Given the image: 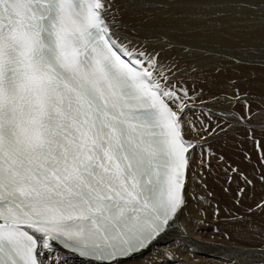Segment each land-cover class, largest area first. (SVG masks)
<instances>
[{"label": "snow or ice", "instance_id": "1", "mask_svg": "<svg viewBox=\"0 0 264 264\" xmlns=\"http://www.w3.org/2000/svg\"><path fill=\"white\" fill-rule=\"evenodd\" d=\"M122 30L117 0H0V264H66L61 249L81 264H178L158 249L188 235L185 217L203 223L194 184L222 172L237 207L264 185V99L235 82L209 96L185 80L198 69ZM240 131L250 174L224 151ZM249 255L264 264V247Z\"/></svg>", "mask_w": 264, "mask_h": 264}, {"label": "bare ground", "instance_id": "2", "mask_svg": "<svg viewBox=\"0 0 264 264\" xmlns=\"http://www.w3.org/2000/svg\"><path fill=\"white\" fill-rule=\"evenodd\" d=\"M259 4L260 0H117L127 27L123 34L162 49V57L169 63L175 60L181 69H198L191 78L185 77L189 85L203 88L209 96L231 95L235 82L242 94L248 93L255 100L264 99V8ZM252 107L259 105L254 101ZM237 135L246 137L243 131L230 135L224 151L250 174L251 166L242 163ZM256 136L262 138V133L257 131ZM223 144L224 140H219L213 147L220 149ZM242 148L256 158L249 140L243 139ZM214 172L206 176L207 188L197 183L193 185L195 192L190 193L207 201L189 200L191 217L203 223L185 217L188 235H177L158 250L174 251L178 264H231L232 260L259 264L260 257L249 253L264 247V215L253 212L249 216L246 209L264 198V185L257 181L243 198V206L237 207L233 202L235 184L231 194L226 193L223 173ZM217 205L219 216L213 212ZM229 209L237 214L236 219L228 215ZM61 253L66 264H81V260ZM152 259L154 254H138L129 258L128 264H149Z\"/></svg>", "mask_w": 264, "mask_h": 264}]
</instances>
